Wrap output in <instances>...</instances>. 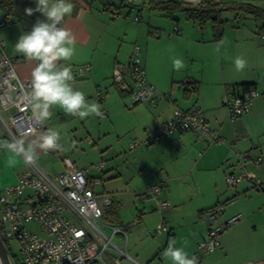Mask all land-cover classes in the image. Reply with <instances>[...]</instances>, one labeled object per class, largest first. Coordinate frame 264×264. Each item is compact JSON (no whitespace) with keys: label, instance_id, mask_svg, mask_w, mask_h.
<instances>
[{"label":"crops","instance_id":"crops-1","mask_svg":"<svg viewBox=\"0 0 264 264\" xmlns=\"http://www.w3.org/2000/svg\"><path fill=\"white\" fill-rule=\"evenodd\" d=\"M173 1L198 4L203 0ZM214 1L229 5L250 3L264 8V0ZM70 2L73 4V13L65 19L63 26L72 32L76 40V52L70 62L74 77L73 87L82 91L86 99L96 95L97 88L106 89V103L103 102L100 106L107 112V123L114 127L117 137L130 141L144 139L146 134L159 123L171 119L176 109L189 110L199 107L204 112L210 127L225 140L224 144L211 141L199 142L193 133L184 132L150 148L135 149V157L139 158L138 163L142 168L150 170L153 176L152 180L145 183L147 186L143 190L134 193L135 196L139 201L142 200V203H153L151 209L155 212L158 211L156 203L145 201L143 198L144 193L151 186L150 183L160 181L164 184L190 176L211 180L210 193L217 200L212 197L210 204L202 206L203 208L198 212L200 223L198 233L192 234L193 236L191 235L186 241L188 244L180 247L185 248L189 257L194 255L198 245L207 239L210 228L218 226L216 224L218 220L214 225L207 226L206 215L218 208L224 209L223 214L227 213L229 204H238L239 208L232 213L231 218L240 215L241 221L234 224L237 226L233 229V233L221 236V248L212 254L202 256V264H216L234 250L238 253V264L263 260L264 191L253 187L249 181H243L240 186L228 190L225 179L227 174L240 171L242 156L251 154L254 157L264 158V98L255 100L251 112L235 121L229 119L223 98L227 94L233 96L243 93L242 85H256L264 90V38L261 36L264 20H259L258 24L257 19L234 12L235 19L232 21L235 22H228L231 25L227 29L225 26L222 40L215 41L211 27L205 26L202 29L207 33V37L204 38L203 35H199L197 29L201 24L188 20L182 14L172 19L158 11L149 10L147 22H143L141 16L133 19L131 14H124V9L129 11L130 7L114 12L121 14V17L113 18V13L105 8L104 0L102 5L97 7L93 0H70ZM136 3V7L148 8L145 4ZM35 6V0H15L14 10L10 15L0 10V23H5L0 26V41L5 43L4 53L7 56L24 59L15 64V70L24 84L31 83V73L35 63L27 61L14 49L19 36L30 31L37 18L44 19L40 13H35L33 16L25 14L26 8H35ZM182 16L187 21L180 22ZM136 18H139V21H136ZM176 27L180 28L179 32L175 31ZM136 45L142 48L147 78L158 90L155 99L142 104H134L130 95L126 92L121 93L122 91L113 82L116 65H126ZM216 47H220L219 54L215 51ZM1 55L0 52V59ZM238 56L247 61L246 68L241 72H237L234 67V59ZM173 57L184 61L185 67L180 71L173 69ZM85 65H91L92 72L81 76L76 72L77 68ZM115 104L122 107L121 113H125L123 115L126 117L120 131L116 130L114 123ZM51 111L52 117L46 121L45 131L54 128L52 121L57 122V118L65 115L58 107H54ZM0 132L2 133L0 140L11 141L1 127ZM43 132L27 138L26 142L38 139ZM88 143L92 145L93 141L88 140ZM57 153L59 150L38 152L37 158L45 165L43 159L46 154L52 159L57 157ZM65 159L70 158H64L61 165L58 162L47 165L52 171L49 174L63 173L66 170ZM28 165L21 160L14 168H10L7 166L6 154L0 151V192L6 187L14 186L19 176L27 170ZM80 168H90L92 173L94 166ZM156 169L162 172L154 175L152 170ZM247 170L264 182V167L248 164ZM162 175L165 182L161 181ZM165 185H163L164 192H166ZM170 201L173 205L171 204L169 214H172L176 205L172 200ZM148 215L139 208L135 217L139 221L124 227L128 231V242L129 232L137 228L142 236L153 235L150 231L158 220L148 223L150 220ZM169 225L166 246L169 240L173 239L179 247L178 233L183 225L171 219Z\"/></svg>","mask_w":264,"mask_h":264},{"label":"built area","instance_id":"built-area-1","mask_svg":"<svg viewBox=\"0 0 264 264\" xmlns=\"http://www.w3.org/2000/svg\"><path fill=\"white\" fill-rule=\"evenodd\" d=\"M112 17H121L115 13ZM139 21V18H136ZM5 25L4 22L0 26ZM63 26V25H62ZM176 27L175 31L179 32ZM264 38V28L261 31ZM5 43L0 41V127L7 138L27 139L46 130V122L39 124L31 118V109L25 97L31 83L24 84L15 64L24 59H14L4 53ZM79 75L92 72L91 65L80 66ZM114 84L128 93L134 104L149 102L157 96V88L147 78L143 63L142 48L136 45L129 62L116 65L113 75ZM99 104H103L106 94L101 88L96 89ZM264 98V90L257 86L237 95H225L223 104L228 117L235 121L251 112L255 100ZM103 118L108 116L105 110ZM99 118V117H98ZM190 132L199 142L211 141L224 144L225 140L214 131L201 108L189 110L176 109L171 119L159 123L146 134L144 139H137L130 144V149L150 148L178 133ZM92 142V139H88ZM66 170L52 175L35 163L18 178V182L0 192V223L4 238L18 246L23 264H122L118 255L134 260L123 251L128 243V231L118 225H108L102 219L105 209L113 205L110 195L97 191L105 187L102 177L104 163L95 166L98 175H93L90 168H80L70 159H65ZM264 167L263 157L246 154L241 157L240 171L227 174L226 181L230 188L237 187L243 181H249L253 187L262 189L264 182L248 172L247 165ZM163 184L149 186L144 193L145 201L154 202L160 212L169 211L171 203L160 198ZM102 202L99 204L98 200ZM241 216L229 219L225 225L210 228L208 237L198 245V264L202 256L221 248V236L230 226L241 221ZM36 225L42 236L28 228ZM110 227L111 235L105 234L102 227ZM169 232L166 221H162L156 234ZM115 238H123L124 246L115 243ZM249 264H264V259Z\"/></svg>","mask_w":264,"mask_h":264},{"label":"rangeland","instance_id":"rangeland-1","mask_svg":"<svg viewBox=\"0 0 264 264\" xmlns=\"http://www.w3.org/2000/svg\"><path fill=\"white\" fill-rule=\"evenodd\" d=\"M102 1L103 0H93V3L95 7H97L102 5ZM129 11L128 9H124V14H131L130 16H132L133 19L136 16H141V18H143V22H147L146 18L149 12L148 8L137 6L132 7V9ZM234 17V11L228 10L221 13V19L225 21L224 29L225 26L227 29V27L231 25L229 24L230 21L232 23L235 22L232 21L235 19ZM186 18L182 16L180 22L187 21ZM246 21L249 22L248 20ZM259 22L260 21L258 20V24ZM205 26L208 28L211 27L212 32H214L210 22L206 25H198V33L199 35H203L204 38L207 37V33L202 30L205 28ZM112 86L116 91H118L116 88L117 86ZM102 90L106 94L107 98L106 89L103 87ZM96 98L97 97L94 94L92 98H88L87 100L98 103ZM105 103L106 102L104 101V104ZM114 108L116 109V118L114 123L116 125V130L120 131L123 128L122 124L125 122L126 117L123 115L125 113H121L122 107L119 105L115 104ZM59 118H57V122L55 120L52 121V125L54 126V129L61 132V143L64 146L63 150H59V153L56 154L57 157L52 159L51 156L46 154V157L43 159L45 165H43L44 163L42 164L38 158H36L34 163L44 171L52 173L47 165H52L53 162H58L61 165L64 158H70L79 167L94 166V169H92V173L94 175L98 174V172L95 170V166L100 163H104L105 171L104 174H102V177L105 180L106 186L104 188H98L97 191L100 193H110V197L114 203L113 208L118 214L119 222H122V224L118 225H121V227L124 228L135 221H139L138 218L135 219L139 208L149 214L148 216L150 217V220L148 223H151L153 220H158L155 223L154 228L150 231V233L153 235L147 234L142 236L140 235L139 228H137L129 232V242L126 247L124 246L125 241L123 238H115V243L119 246H124L123 251L141 264H171V261L167 260L162 255L164 250L167 248L166 238L168 232L156 234V229L162 221H166L168 227H170L169 220H174L179 225H183L178 233L180 237V241L178 242L179 247L183 244H188V242H186L188 238L191 237L192 234H197L198 230L200 229L198 212L203 208L202 206L210 204L215 198V196H211L210 193L211 180L190 176L182 180L172 182L168 181L164 183L166 184V192L163 191L161 199L167 200L170 203V200H172L176 205V208L172 214H169L170 211L152 212L151 207L153 203H142V200L139 201V198L134 194L135 192H140L143 190V188L147 186L145 183L152 180L153 177L150 173V170L142 168L138 163L139 158L135 157V150L130 149V144L135 140L130 141L128 139L117 137L114 127L107 123V117V120L105 118L101 119L98 117H89L85 120H80L79 118L65 114ZM89 138L93 141L92 145L88 143ZM24 140L26 142V139ZM73 143L75 146H73ZM160 172H162L160 169L152 170L154 175H157ZM163 178L164 175H162L161 181H164ZM154 184H163V182L156 181L150 183V185ZM225 184L227 189L231 190L229 189L230 187L228 186L227 181ZM98 202L99 204H102L100 199ZM227 207V213H224L220 217L216 223L217 225H225V223L231 219L232 213L239 208L238 204H229ZM105 211H107V209H105ZM102 220H104L108 225L115 224L114 220L111 218L107 221V219L104 217ZM236 226L237 225H232L227 228L223 235L227 233H233V229H235ZM28 228L41 236L43 235L39 228L34 224L28 225ZM102 230L105 232V234L111 235L110 227H102ZM197 252L198 248L195 254ZM12 253L20 258L19 249L15 242L12 243ZM118 259H121L122 264H135L127 257H122V255H118ZM237 261L238 253L236 250H234L228 257L218 261L216 264H238Z\"/></svg>","mask_w":264,"mask_h":264},{"label":"clouds","instance_id":"clouds-1","mask_svg":"<svg viewBox=\"0 0 264 264\" xmlns=\"http://www.w3.org/2000/svg\"><path fill=\"white\" fill-rule=\"evenodd\" d=\"M35 8H26L25 14L33 16L40 13L44 19L37 18L28 32L22 33L15 43V52L27 61L34 62L31 73L30 91L25 100L31 109V118L39 124L52 117V109L58 107L66 115L85 120L89 117L103 118L100 105L88 101L82 91L73 87V71L71 61L76 52L74 35L62 26L65 19L73 13L70 0H35ZM220 53V47H216ZM247 61L242 57L234 59L237 72L243 71ZM172 67L180 71L185 67L181 58H172ZM61 132L48 128L38 139L26 143L24 139L0 140V151L7 157V166L14 168L21 160L25 164H33L38 152L63 150ZM73 146L74 143H73ZM171 264H198V257L177 247L173 239L169 240L162 254Z\"/></svg>","mask_w":264,"mask_h":264},{"label":"trees","instance_id":"trees-1","mask_svg":"<svg viewBox=\"0 0 264 264\" xmlns=\"http://www.w3.org/2000/svg\"><path fill=\"white\" fill-rule=\"evenodd\" d=\"M105 8L108 11L117 12L123 8L136 7L137 3L140 5L145 4L151 11H158L167 17L172 19L176 18L178 15H185L188 20L197 22L201 25H206L211 23L214 29V40L220 41L224 36V24L225 21L221 19V13L224 11H234L238 14H245L246 16L253 17L257 20H264V8L258 7L250 3H240V4H222L214 0H203L201 3L192 4L177 2L173 0H104ZM15 0H0V10H2L7 15H10L14 10ZM115 18V17H113ZM256 85H242L243 91L247 92L250 88ZM195 89V88H194ZM122 91V90H121ZM122 91L121 93H123ZM125 93V92H124ZM114 205V203H113ZM113 205L107 208L105 211V219L107 221L111 218L114 220L115 225L120 224L117 212L114 210ZM114 225V224H112ZM121 227V225H118ZM0 237L4 240L13 264H23L21 258L12 253V243L4 238L3 226L0 223Z\"/></svg>","mask_w":264,"mask_h":264},{"label":"water","instance_id":"water-1","mask_svg":"<svg viewBox=\"0 0 264 264\" xmlns=\"http://www.w3.org/2000/svg\"><path fill=\"white\" fill-rule=\"evenodd\" d=\"M264 191V186L262 188ZM224 212L223 208H218L215 211L208 213L205 217V223L207 226H212L215 224L217 220L220 219ZM210 221V223H209ZM0 264H13L11 261V256L9 250L4 242V240L0 237Z\"/></svg>","mask_w":264,"mask_h":264}]
</instances>
